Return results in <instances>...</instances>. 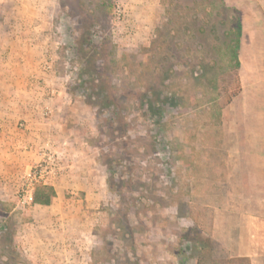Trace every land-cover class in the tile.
Instances as JSON below:
<instances>
[{"label":"rangeland","instance_id":"obj_1","mask_svg":"<svg viewBox=\"0 0 264 264\" xmlns=\"http://www.w3.org/2000/svg\"><path fill=\"white\" fill-rule=\"evenodd\" d=\"M13 1L0 0V31L10 25ZM51 1L43 86L52 98L58 94L51 87L59 85L64 92L57 97L74 107L68 124L79 140L69 148L86 142L93 187L100 188L63 190L48 207L32 204L33 186L57 184L72 161L64 158L75 154H63L64 144L52 140L27 165L23 146L15 189L9 177L18 167L11 148L0 144V176L7 182L0 190V264H33L23 230L36 223L46 230L53 217L86 221L67 233L86 245L82 264H196L193 239L201 230L232 246L234 218L218 208L233 200L236 163L225 158L234 153L242 103L225 53L226 26L217 25L220 40L207 31L217 21L216 0ZM224 1L239 9L241 75L250 85L252 73H264V0ZM151 89L167 97L161 113H149L143 102ZM109 95L116 98L110 113L123 118L102 112ZM44 105L50 120L51 104ZM47 154L58 160L53 172Z\"/></svg>","mask_w":264,"mask_h":264},{"label":"crops","instance_id":"obj_2","mask_svg":"<svg viewBox=\"0 0 264 264\" xmlns=\"http://www.w3.org/2000/svg\"><path fill=\"white\" fill-rule=\"evenodd\" d=\"M51 4V0H18L9 4L6 20L10 25L0 31V144L11 148V163L18 167L9 177L15 189L22 164L21 157H18L23 156L21 148H28L23 156H26L24 161L28 165L32 158L44 156V146L55 140L64 144L63 154L66 151L75 154L64 158L72 161L64 167V174L58 177L57 184L54 183L56 193L64 190L90 194L100 188L93 187L91 163H94V157L88 155L84 141L74 151L69 148L79 140L76 136L72 138L73 130L68 124L74 107L66 105V99L57 97L64 92L59 85L55 90L51 87V93L58 94L52 98H48V91L43 86L47 74L40 66L44 54L51 48L44 21L49 17ZM240 49L237 98L242 105L238 114L240 119L234 122V153H227L225 158L236 163L234 195L233 200L218 209L234 218L233 244H226L231 257L246 259L248 264H264V73H252L248 80L250 85L245 83L241 75ZM47 103L53 110L50 120L43 116V107ZM73 160L78 161L77 165ZM5 180L6 176H0V190H5ZM44 224L36 223L33 229L30 226L23 230L25 241L31 243L35 252L30 254L33 264H82L86 245L83 241H73L75 239L67 233L73 227L78 229L87 225L86 221L53 217L47 220V229L41 230ZM217 241L223 242L221 237H217Z\"/></svg>","mask_w":264,"mask_h":264},{"label":"trees","instance_id":"obj_3","mask_svg":"<svg viewBox=\"0 0 264 264\" xmlns=\"http://www.w3.org/2000/svg\"><path fill=\"white\" fill-rule=\"evenodd\" d=\"M194 3V2H193ZM196 3V2H195ZM216 22L210 23L207 31L209 35L212 33L214 38L220 40L218 36L217 25L223 24L226 29L223 31V43L225 45V53L229 57V64L232 66L237 74L240 62L238 58L241 37H242V23L240 18L239 9L235 6H229L224 0H216ZM224 14H223V12ZM221 15H224L223 17ZM215 17V16H214ZM206 31V28L203 30ZM212 62H215L213 59ZM86 78V76H85ZM105 84V83H104ZM107 105L98 104L102 109V112L110 113V109L116 105V98L109 95L106 96ZM143 102H146V107L149 113L154 114V109L159 108L161 113L162 107L168 105L167 97L162 99L159 97V93L156 89H151L147 94H144ZM144 104V103H142ZM95 104V106H98ZM158 112V113H159ZM158 113H156L158 115ZM111 114V113H110ZM111 114V117L121 119L124 114L120 115L118 112ZM56 195V190L53 185L39 182L33 186L32 190V204H38L42 206L50 205L52 199ZM194 230V229H193ZM202 230L194 233L195 239L193 242L196 248V264H248L246 259L231 257L230 252L225 248L220 242H218L213 236L203 233ZM14 253L15 251L12 250ZM17 259L16 257H14ZM18 262H13L12 264H17Z\"/></svg>","mask_w":264,"mask_h":264},{"label":"built area","instance_id":"obj_4","mask_svg":"<svg viewBox=\"0 0 264 264\" xmlns=\"http://www.w3.org/2000/svg\"><path fill=\"white\" fill-rule=\"evenodd\" d=\"M50 66H51L50 63H48L47 61L44 62V68L48 69V68H50ZM47 155H48L47 156V160L52 164V168L51 169H52V172H53L56 169L58 160L52 154H47ZM58 169L61 170V166L58 167Z\"/></svg>","mask_w":264,"mask_h":264}]
</instances>
